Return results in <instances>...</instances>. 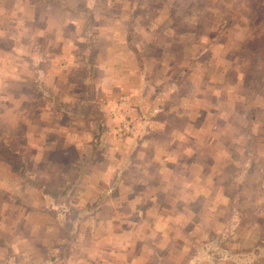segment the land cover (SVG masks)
Here are the masks:
<instances>
[{
  "label": "rangeland",
  "instance_id": "1",
  "mask_svg": "<svg viewBox=\"0 0 264 264\" xmlns=\"http://www.w3.org/2000/svg\"><path fill=\"white\" fill-rule=\"evenodd\" d=\"M100 1L98 10L103 7L111 16V11L129 10L136 24L145 18L147 27L140 25L130 43L140 50L142 60L138 62L147 88L161 86L164 97H152V92L145 95V122L138 121L133 140L125 139L117 129L128 118L122 114L124 103L114 109L117 117H109L108 108V115L99 121L97 100L84 103L79 112L59 99L69 92L75 97L82 93L79 79L85 68L81 64L64 73L52 64L51 72L59 77L53 89H59V97L56 94L45 101L40 87L31 89L33 56L46 58L48 64L47 56L58 58L69 38L64 42L63 36L55 34L59 25L53 15L47 20L49 7L41 0H0V92L11 95L16 90L18 106L26 92L37 96L32 104L39 112L30 115L32 128L46 125L50 147L55 146L49 148L60 146L65 157L60 162L54 158L44 174L46 182L41 184L38 177L42 187L35 181L30 201H25L36 205V199L44 198L38 203L49 202V219L41 206L17 215L34 226L33 236L60 241L64 236L66 250L92 253L97 264L110 251L128 264H216L222 260L226 261L219 264H242L245 253L261 255L251 249L260 244L264 251V210L249 206L253 194L260 205L264 191V180L258 181L264 169L257 167L261 169L257 171L251 163V159L264 163V50L260 48L264 44V0L259 5L253 0H236L237 7L225 0ZM177 6L190 14L189 44L175 36L172 41L158 39L165 30L173 31L170 25ZM196 18L201 20V29L192 26ZM95 25L96 30L105 26ZM113 31V26H105L99 36L102 43L110 42ZM50 43L53 48L47 53L45 45ZM104 49L98 54L106 53L105 44ZM38 70L42 81L44 73ZM41 112L48 115L46 121L38 119ZM101 122L104 128L99 127ZM21 137L25 139L23 133ZM16 145L21 158L35 156L41 162V153ZM74 165H80L81 173L69 172ZM239 194L242 210L237 207ZM186 199L191 202L187 204ZM58 206L62 211H57ZM255 214L262 218L257 230L252 226L258 220ZM62 219L66 224L59 233L54 223ZM224 254L231 259H224ZM205 255L216 263H205Z\"/></svg>",
  "mask_w": 264,
  "mask_h": 264
},
{
  "label": "crops",
  "instance_id": "2",
  "mask_svg": "<svg viewBox=\"0 0 264 264\" xmlns=\"http://www.w3.org/2000/svg\"><path fill=\"white\" fill-rule=\"evenodd\" d=\"M99 1L100 0H41L42 4L49 7V11L45 12L47 20H50L52 17L51 15H53L55 21L59 25L58 29H55V34L58 35V38L63 36L61 40L64 42L66 38L69 39L62 47L58 58L47 56L48 64H46V58L39 59L38 54L33 56L35 64L33 68L35 69L32 71L33 79L31 81V89L33 88V85L40 87V90H38L39 94H44L42 99H45V101H51L56 94L59 97V93H56L59 92V89L56 91L53 89L57 86L59 77L57 76V73L51 72V69L53 68L52 64L57 66L62 73L70 70L75 64H81L82 67L85 68L83 76L79 79L84 87L82 93H79L77 97H75V93L69 92L68 95L65 94L64 96L59 97V99L65 105L68 103L70 105L69 108H73V110L79 112H82L79 107L82 108L84 103L96 102L97 100L96 107L100 112L98 115L100 117L99 121L101 119L103 120L104 115H108L109 109L111 111L109 117H115L117 113L114 109L119 108L120 104L124 103L125 107L121 109L123 110L122 114H127L128 118L124 117L123 121L120 120V127L122 126V128L120 129L119 127L117 129L119 132L121 131L124 133L126 136L125 139L129 140L130 138L133 140L134 134L139 128L138 121L145 122L146 110L144 108H146L147 105L145 102L142 104V101L147 98L145 95L152 92V97L156 95H158L157 98H160L161 96L164 97L162 91L164 88L160 91L159 88H161V86H157L156 88L155 86L154 88L153 86H149L147 88V80H144L145 78L143 76L142 68L139 67L140 64L138 62L139 60H142L139 58L141 56L138 54L140 50L138 48L135 49L134 45L131 44L133 43L132 36H136L138 30L141 29L140 25L143 29L147 27L148 24L146 23L147 21H145V18L141 17L143 21L136 24L135 18L129 17V10L119 14L111 11L113 14V16H111L103 7H101V10L103 11L98 10L96 3H99ZM118 3L130 4V0H120ZM110 4L111 1L108 5ZM125 7L128 6L125 5ZM57 18L64 21L60 23L57 21ZM71 21L74 22L77 32L74 29H71L74 26L73 24L70 25ZM96 23L105 24L107 28L113 26V32L115 33H111L110 42L105 41L102 43V39H100L99 36L105 31V26L96 30ZM85 42H89V44L80 48V44ZM104 44L108 52L106 51V53L99 55L98 51L104 49ZM45 46L48 49H44L42 46L41 48L47 53L49 49L53 48V44L51 43ZM83 52H85V55L84 57H81L80 53ZM35 60H38L39 62ZM61 62L64 63L61 64ZM38 69H41L44 73V80L42 79V81H39ZM1 83H3L2 79ZM25 94L26 95L21 98L22 103L19 101L22 106H18L15 102L17 101L16 90L11 95L0 92V264H79L80 261L82 264H97L93 255H91L92 253H82L73 250L72 248L66 250L64 244L67 243L64 236L62 241L54 239L49 240L47 238V240H44L45 238L33 236L32 232L34 231V226L27 225L24 220L25 217L23 218L21 214L17 215V213L23 211H33V207L38 208V206H41L39 207L41 212L45 211L47 213L50 211L51 208L48 206L49 202L45 205L38 203L42 202L44 198L43 200L41 198L36 199V205L26 202L30 201L28 196L34 191L35 181H37L36 186H41L38 184V177L41 178V184L45 181L43 179L44 174L49 172L50 164L55 163L53 162L54 158L57 157L56 160H58V162L65 160L63 148L61 149L59 146L56 150L50 149L51 147L55 148V146L52 144L50 147V129H48L46 125L39 130L32 128L33 119L30 115L34 114L36 110V107L34 106L35 100L39 98L31 93L26 92ZM135 94L137 97H135ZM51 96H53V98ZM71 99L73 101H71ZM75 100H77V102H75ZM71 114L75 115V113ZM61 115L66 117L65 112ZM82 115L79 116L84 120ZM47 116L48 115L41 112L38 119L41 118L46 121ZM99 127L104 128V123L101 122ZM22 133L24 134L25 139H22ZM21 141H23V143ZM14 142L20 143L23 147L34 152L36 155L41 153L39 156L42 159L41 162H38V158L35 156H32L29 160L21 158V154L19 155L16 145L18 143L14 145ZM128 147L129 146H126V149L123 148V150L126 151ZM51 154L53 156L52 160L50 159ZM28 161L29 163H27ZM13 162L17 163L21 168L15 170L11 165ZM251 163L257 171L262 168L264 169V163H262V161L251 159ZM31 164L32 167L29 168ZM38 164H40V167ZM56 165L59 164L56 163ZM257 167L261 169H258ZM80 171V165L78 167L74 165V167H71L69 170V172L73 173H81ZM61 175L65 176V174ZM263 177L264 176H262L261 173L258 176V181L261 182L264 180ZM254 183L257 182L255 181ZM78 187L79 185L75 186V188ZM222 192L224 199L225 192ZM45 194H47V192H45ZM74 194L76 193L74 192ZM79 194H81V192H79ZM203 194L210 195L209 193ZM240 194L237 199V207L242 210L243 205L240 201ZM253 196L255 197L250 200L249 207L252 209L254 206H258L260 209L264 210V191L260 195V205L256 203L257 196L255 194H253ZM186 200L187 204L191 202L188 199ZM187 208L185 207L184 210L189 211ZM57 211H62V208L58 206ZM254 217L258 220H254L252 226L256 227L255 230H257L259 227V219L262 218L256 214ZM6 220L9 221V223H7ZM159 222L162 225L165 223H162V221ZM65 224L66 221L64 219L58 221L55 220L54 223V225H57L56 228H60L59 233L63 229L62 226L65 227ZM261 227L263 230L264 225ZM262 240V244L264 245V239ZM262 240H257L258 242L256 243H261ZM259 246L260 244H257L251 250H259L262 252L261 255H259L260 253L253 252L250 254L245 253L243 255L244 259L242 260V264H249L250 262V264H264L263 246ZM60 249H63V251ZM211 250L209 251L210 255ZM227 257L231 259L230 256ZM227 257L225 255L223 258L226 259ZM79 258L81 259L79 260ZM120 259L121 257L114 255V252L110 251L106 257L98 258V264H103L104 261L107 262V264H128L126 262L127 259H121V261ZM256 259L258 260L255 262ZM204 260L205 263H216L207 255L204 256ZM222 261L225 262L226 260ZM222 261H218L216 264L222 263Z\"/></svg>",
  "mask_w": 264,
  "mask_h": 264
},
{
  "label": "trees",
  "instance_id": "3",
  "mask_svg": "<svg viewBox=\"0 0 264 264\" xmlns=\"http://www.w3.org/2000/svg\"><path fill=\"white\" fill-rule=\"evenodd\" d=\"M50 1V0H49ZM227 3H229L230 5H235V7H237V4L235 3L236 0H225ZM254 1V4L255 5H259V3L262 1V0H253ZM235 3V4H234ZM246 3H249L248 1ZM185 5V3H184ZM184 8V7H183ZM182 8V10L180 9L179 6L176 7V10H175V13L174 15L172 16V24L170 25V29H172L173 33H169V31H164L163 33H160L159 34V37L158 39H165L166 41H168V39L171 40L172 36H175V38H181L183 40V43L187 42V35H188V32H187V25H189V19L188 17L190 18V14L189 12H186L184 9ZM190 8H192V6H190ZM186 10L189 9L188 8H185ZM197 9L196 5L193 7V11H195ZM256 10L259 11L260 9H258V6H256ZM260 15L259 16H262V13H259ZM187 16V19L186 17ZM195 18V17H194ZM197 19V20H196ZM194 20V22L192 23V26L194 27H199V28H196V29H201L200 24L201 23V20L196 18ZM191 26V25H190ZM187 33V34H186ZM169 36V38L167 37ZM180 44H182L180 42ZM189 44V43H188ZM185 46V44L183 45ZM260 48H263L264 50V44L262 45V47ZM254 117V116H253ZM10 156H11V153H10ZM12 167L15 169V170H18L19 168H21L17 163H11Z\"/></svg>",
  "mask_w": 264,
  "mask_h": 264
}]
</instances>
